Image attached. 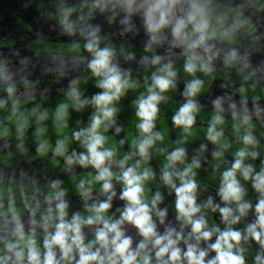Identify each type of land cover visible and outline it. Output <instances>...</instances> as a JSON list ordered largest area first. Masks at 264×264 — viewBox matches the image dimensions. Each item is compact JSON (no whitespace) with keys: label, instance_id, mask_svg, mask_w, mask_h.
<instances>
[{"label":"clouds","instance_id":"obj_1","mask_svg":"<svg viewBox=\"0 0 264 264\" xmlns=\"http://www.w3.org/2000/svg\"><path fill=\"white\" fill-rule=\"evenodd\" d=\"M46 3L67 46L0 52V264H264V64L241 43L260 39L252 0ZM41 53L65 82L48 106ZM218 64L239 86L213 90Z\"/></svg>","mask_w":264,"mask_h":264},{"label":"flooded vegetation","instance_id":"obj_2","mask_svg":"<svg viewBox=\"0 0 264 264\" xmlns=\"http://www.w3.org/2000/svg\"><path fill=\"white\" fill-rule=\"evenodd\" d=\"M246 2L247 0H225V3L234 5ZM48 6L46 0H0V52L8 55L10 50L16 49L23 52L37 53L45 45L56 49L65 48L67 45L64 40L52 31L49 22L40 15V9ZM248 13L252 26L255 29V35L260 39L253 44L249 38L241 37V43L245 47L251 48V62L253 66L256 67L264 64V0H252ZM108 31L111 32L112 30L109 29ZM113 40L119 43L121 38L118 34L113 33ZM127 42L137 51L138 55L142 53V37H130ZM136 68L137 67H133V69ZM217 68L219 75L218 79L212 85L213 89L217 86L216 90L221 91L219 87L220 84H225L230 87L239 86L241 83V73L238 69L225 66H217ZM257 75L260 79L264 80V73H258ZM34 80L36 81L38 89H48L49 91L58 86L62 81V79L53 75H44ZM86 87L88 95L100 91L94 87L91 81L88 82ZM182 90L183 83L179 85L177 93H170L173 99L170 100L168 104L162 105L164 109L162 115L165 116V120L163 121L165 127H170L171 113L182 99L179 95V91ZM47 97V102L51 104H54L56 100L60 98L58 92L54 94L47 93ZM134 99L135 97L128 95V97L122 101V105L127 108L126 110L123 108L122 112H129L130 116H128V118L131 120H134V107L131 104V101ZM85 116L87 115L85 114ZM121 118L122 116L119 115V120L122 124L123 120L129 121L127 117ZM128 125L129 124H126L125 127L127 128ZM30 147L34 152V145L30 143ZM25 167H27L26 164ZM32 167L37 169L46 168V163L34 161ZM74 199L76 198L74 197ZM115 203L119 204L120 202L116 201Z\"/></svg>","mask_w":264,"mask_h":264},{"label":"water","instance_id":"obj_3","mask_svg":"<svg viewBox=\"0 0 264 264\" xmlns=\"http://www.w3.org/2000/svg\"><path fill=\"white\" fill-rule=\"evenodd\" d=\"M21 53L23 55H27V56H33L34 55L33 52H23V51H21ZM44 62H45V60H44L43 54H41L40 59H39V61L37 63V67H36V69H35V71L33 73V77H32L33 79L40 78V77L44 76V74H42L41 71H40V65L43 64ZM124 66L127 67L129 65H124ZM218 66H223V65L222 64H218ZM131 67L133 68V67H138V66L135 63H133V64H131ZM261 81L264 82L263 79H261ZM64 85H65V82H64V80H62L61 83L58 86H56L54 89H51L48 93H51V94L57 93L58 92L57 90L62 88ZM216 88H217V86L213 90L216 91V92H219L218 90H216ZM205 103H206V101H205Z\"/></svg>","mask_w":264,"mask_h":264},{"label":"trees","instance_id":"obj_4","mask_svg":"<svg viewBox=\"0 0 264 264\" xmlns=\"http://www.w3.org/2000/svg\"><path fill=\"white\" fill-rule=\"evenodd\" d=\"M128 95H130V96H132V97H136L137 93H135V92H129ZM48 104H51V103L47 102L46 106H48ZM120 107L122 108V110H123V108H124V110L127 109V108H126L124 105H122V104L120 105ZM90 112H91V109L89 108V109L85 110V111H84L83 113H81V114H74V119H83L84 122L86 123V122H87V119H88V115L90 114ZM85 114H86L87 116H85ZM120 116H122V118L127 117V119H129L128 116H130V114H129V112H127V113H123V112L121 111ZM83 117H86V118H83ZM122 118H121V119H122ZM130 121H134V120H131V119H129V121L123 120V124H124V125L129 124Z\"/></svg>","mask_w":264,"mask_h":264}]
</instances>
